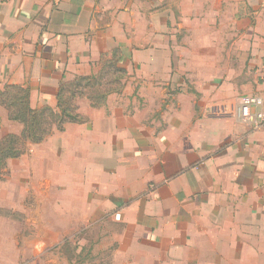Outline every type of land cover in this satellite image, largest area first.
Segmentation results:
<instances>
[{"label":"crops","instance_id":"0c3cea01","mask_svg":"<svg viewBox=\"0 0 264 264\" xmlns=\"http://www.w3.org/2000/svg\"><path fill=\"white\" fill-rule=\"evenodd\" d=\"M262 22L260 0H0V89L54 99L130 36L144 40L141 53L168 47L201 101L153 128L141 111L118 125L116 110L104 125L97 110L80 111L92 121V164H114L104 181L113 197L132 199L123 222L157 261L264 264V127L239 114L242 96L264 100ZM159 67L154 56L138 66Z\"/></svg>","mask_w":264,"mask_h":264},{"label":"rangeland","instance_id":"374dc122","mask_svg":"<svg viewBox=\"0 0 264 264\" xmlns=\"http://www.w3.org/2000/svg\"><path fill=\"white\" fill-rule=\"evenodd\" d=\"M260 28L264 29V22ZM143 41L133 35L126 44H115L101 55L92 75L97 86L85 93L96 98L105 95V103L92 108L86 98L77 100L79 114L95 109L104 125L105 115L110 117L116 110L118 117L113 118L118 125L127 121L124 115L136 124V113L141 111L145 125L153 128L164 125L176 111L188 109L195 97L201 101L194 87L184 85L186 76L176 70L179 63L171 59L174 55L168 47L156 56L141 53ZM153 56L160 64L158 74L138 68L147 66ZM175 75L181 78L179 85L172 83ZM51 97L37 94L32 107H55L56 98ZM80 116V123L67 124L63 132L54 130L42 144L26 143L23 154L7 162L0 178V264H168L138 245L143 236L138 240L137 231L124 224L122 209L132 199L113 197L114 164H92L100 158L99 152L96 159L90 157L87 144L92 121ZM22 130L21 124L9 119L0 98V139L19 136ZM119 146L114 154L123 152ZM118 157L122 159V154Z\"/></svg>","mask_w":264,"mask_h":264},{"label":"trees","instance_id":"16d2710c","mask_svg":"<svg viewBox=\"0 0 264 264\" xmlns=\"http://www.w3.org/2000/svg\"><path fill=\"white\" fill-rule=\"evenodd\" d=\"M96 76H77L73 80L59 86L56 94V105H44L33 108L30 88L18 85H6L0 92L2 104L9 112V119L23 126L21 135H8L0 139V178L4 174L7 162L19 158L26 143L30 145L42 144L52 135L54 130L63 132L67 124L80 123L77 100L86 98L92 108L104 105L106 96L93 97L87 95V88L95 87Z\"/></svg>","mask_w":264,"mask_h":264},{"label":"built area","instance_id":"2783aa9c","mask_svg":"<svg viewBox=\"0 0 264 264\" xmlns=\"http://www.w3.org/2000/svg\"><path fill=\"white\" fill-rule=\"evenodd\" d=\"M55 3L61 0H53ZM264 9V0H260ZM239 114L242 120L255 129L264 127V100L255 95H244L240 100Z\"/></svg>","mask_w":264,"mask_h":264}]
</instances>
